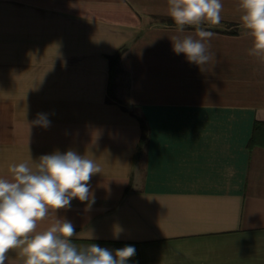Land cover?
Listing matches in <instances>:
<instances>
[{
	"label": "crops",
	"instance_id": "0c3cea01",
	"mask_svg": "<svg viewBox=\"0 0 264 264\" xmlns=\"http://www.w3.org/2000/svg\"><path fill=\"white\" fill-rule=\"evenodd\" d=\"M238 2L202 25L218 63L201 71L172 51L167 0H0V176L29 155L85 152L102 168L95 203L54 213L78 248L132 245L128 264H264V145L248 144L264 121V63L248 55ZM136 115L149 126L138 156Z\"/></svg>",
	"mask_w": 264,
	"mask_h": 264
},
{
	"label": "clouds",
	"instance_id": "9594fccd",
	"mask_svg": "<svg viewBox=\"0 0 264 264\" xmlns=\"http://www.w3.org/2000/svg\"><path fill=\"white\" fill-rule=\"evenodd\" d=\"M167 5V15L175 25L176 35L170 39L174 54H184L201 71L209 65L213 70L218 61L209 42L215 33L202 25L221 22L222 0H167ZM238 9L239 22L251 39L248 55L264 63V0H239ZM32 123L50 126L44 113H38ZM98 139L97 134L93 143ZM29 160L10 165L8 175L0 176V264H6L9 252L17 254V264H128L136 255L134 246L112 250L89 243L78 248L72 242L77 235L72 222L54 215L58 209H70L73 198L91 209L95 195L90 182L102 174L101 166L73 149L53 151L36 160L29 155ZM49 216L55 217L54 222L38 230ZM119 236L117 229L113 238ZM95 238L89 230L87 239Z\"/></svg>",
	"mask_w": 264,
	"mask_h": 264
},
{
	"label": "trees",
	"instance_id": "16d2710c",
	"mask_svg": "<svg viewBox=\"0 0 264 264\" xmlns=\"http://www.w3.org/2000/svg\"><path fill=\"white\" fill-rule=\"evenodd\" d=\"M161 20L170 21L169 18H162ZM122 50L118 51L116 54L109 56V78H108V97L107 101H111V99H115V87H116V77L119 70V57L121 55ZM141 129L140 143L139 148L136 152V156L140 155L148 143L149 136V126L141 115H136ZM256 143H261L264 145V121L256 120L253 125L252 136L249 141V145H255Z\"/></svg>",
	"mask_w": 264,
	"mask_h": 264
}]
</instances>
